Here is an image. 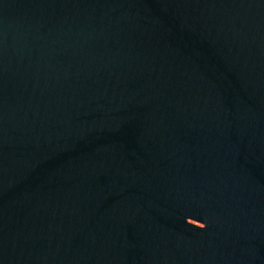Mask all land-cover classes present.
Instances as JSON below:
<instances>
[{
  "label": "water",
  "instance_id": "obj_1",
  "mask_svg": "<svg viewBox=\"0 0 264 264\" xmlns=\"http://www.w3.org/2000/svg\"><path fill=\"white\" fill-rule=\"evenodd\" d=\"M0 264H264V0H0Z\"/></svg>",
  "mask_w": 264,
  "mask_h": 264
}]
</instances>
